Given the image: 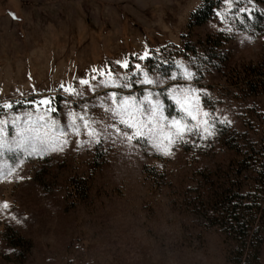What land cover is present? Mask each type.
I'll use <instances>...</instances> for the list:
<instances>
[{
    "label": "rangeland",
    "instance_id": "374dc122",
    "mask_svg": "<svg viewBox=\"0 0 264 264\" xmlns=\"http://www.w3.org/2000/svg\"><path fill=\"white\" fill-rule=\"evenodd\" d=\"M202 3L0 0V264H232L223 201L254 195L264 166V92L242 81L264 56V0L189 25ZM181 104L215 136L177 138ZM260 236L248 264H264Z\"/></svg>",
    "mask_w": 264,
    "mask_h": 264
},
{
    "label": "trees",
    "instance_id": "16d2710c",
    "mask_svg": "<svg viewBox=\"0 0 264 264\" xmlns=\"http://www.w3.org/2000/svg\"><path fill=\"white\" fill-rule=\"evenodd\" d=\"M220 0H203L202 5L194 11L189 20V25H200L209 19ZM261 22L260 15L256 17L255 27L259 28ZM246 78L243 79L244 86L251 94L264 92V56L257 64L250 65L246 68ZM18 107V106H16ZM3 107L0 106V111ZM245 162V161H244ZM254 171L257 177V187L254 189L255 194L251 192L240 195L236 201L227 198L223 201L224 210L222 219L223 227L226 231L234 234L237 241L238 254L232 264H248L249 260L244 256V252L252 247H258L261 242L260 229L264 225V202H262V194L264 195V166ZM86 190H83L85 194ZM8 236V235H6ZM11 240V236L7 237Z\"/></svg>",
    "mask_w": 264,
    "mask_h": 264
},
{
    "label": "snow or ice",
    "instance_id": "6c2138e0",
    "mask_svg": "<svg viewBox=\"0 0 264 264\" xmlns=\"http://www.w3.org/2000/svg\"><path fill=\"white\" fill-rule=\"evenodd\" d=\"M147 57H148V53L146 52L143 56L140 57V59H146ZM117 63H118L119 67H122L126 70L130 68V65H129L127 60L118 61ZM98 71H100V70L99 69H93L94 73L98 72ZM110 72H111V69H109V73ZM105 74H108V73H101V76H103ZM96 79H97L96 76H92V80H96ZM80 82L85 87L89 83V81H85V80H83V78L80 79ZM148 83H150V82H148ZM64 90L66 92H69V94L71 95V93H72L71 89L64 88ZM199 92H200L199 89H194V88H188L186 91L181 90V94H183L186 97L194 94V95H196L197 98H199ZM40 103L47 106L49 104V101L48 100H41ZM118 103L126 104L127 102L126 101L125 102L118 101ZM177 103H180V101L177 100ZM6 107H10V106L6 105ZM181 111L184 112L189 117L190 121L192 122V128L189 129L188 125L184 124L183 121L173 120L170 127L175 129V135L177 138H182L185 136H187L188 138H191L192 135L195 134L197 139L206 141L208 137H214L215 136V128L211 124V122L207 120V116L209 115V113L207 111L202 112L201 109L191 108V107L186 106L185 104H181ZM151 115H152L153 119H155L157 117H159L160 119H163V117L160 113L159 102H156L155 104L152 105ZM201 115L203 116L202 120H201ZM82 119H85V118L82 117ZM123 123L127 124L128 122L124 121ZM73 127H75V125H73ZM165 142L167 145L166 147L162 148L160 145H156V147L161 150V152L164 156H168L171 154L172 151L175 150V144H174L172 133L168 134V136L165 138ZM64 143H67L66 138L63 142H60L61 148H63ZM181 146L186 147L187 146L186 142L182 143ZM8 207L9 206L7 203L3 204V208L5 210H7Z\"/></svg>",
    "mask_w": 264,
    "mask_h": 264
}]
</instances>
